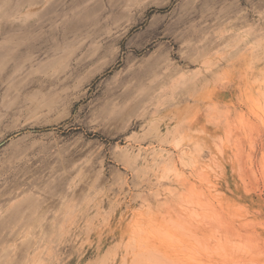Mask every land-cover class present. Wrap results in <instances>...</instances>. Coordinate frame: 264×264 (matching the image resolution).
<instances>
[{"label":"rangeland","instance_id":"1","mask_svg":"<svg viewBox=\"0 0 264 264\" xmlns=\"http://www.w3.org/2000/svg\"><path fill=\"white\" fill-rule=\"evenodd\" d=\"M0 264H264V0H0Z\"/></svg>","mask_w":264,"mask_h":264}]
</instances>
